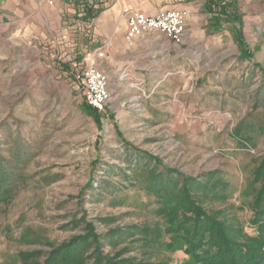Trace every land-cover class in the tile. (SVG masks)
Listing matches in <instances>:
<instances>
[{
	"label": "rangeland",
	"instance_id": "obj_1",
	"mask_svg": "<svg viewBox=\"0 0 264 264\" xmlns=\"http://www.w3.org/2000/svg\"><path fill=\"white\" fill-rule=\"evenodd\" d=\"M97 5L94 15L121 7L124 19L127 7L185 9L186 33L122 50L86 35L93 17L0 25V264H45L67 244L78 264H185L163 208L188 196L258 235L264 0ZM90 63L109 75L99 115L86 100Z\"/></svg>",
	"mask_w": 264,
	"mask_h": 264
},
{
	"label": "trees",
	"instance_id": "obj_2",
	"mask_svg": "<svg viewBox=\"0 0 264 264\" xmlns=\"http://www.w3.org/2000/svg\"><path fill=\"white\" fill-rule=\"evenodd\" d=\"M262 165L257 171L259 176L264 172V163ZM262 182L253 204V223L260 230L258 235L251 236L243 228L220 220L188 196L184 203H173L166 199L163 211L168 216L171 232L167 246L183 250L188 255L185 264H264V180ZM72 252V244H67L59 255L53 254L45 264L80 263L81 259L78 260V256L72 255ZM94 264L122 263L103 257Z\"/></svg>",
	"mask_w": 264,
	"mask_h": 264
},
{
	"label": "crops",
	"instance_id": "obj_3",
	"mask_svg": "<svg viewBox=\"0 0 264 264\" xmlns=\"http://www.w3.org/2000/svg\"><path fill=\"white\" fill-rule=\"evenodd\" d=\"M97 7V0H0V25L16 21L23 22L28 16H31L41 18V22H44L45 19L48 25L57 28L61 27L65 23L63 19L68 17L70 22L67 23L72 25L76 21L75 16L85 17L84 22L93 17L92 29L86 34L93 42L103 39L117 42L122 50L134 49L140 45L141 38L132 42L127 39V22L122 17L121 7L102 11L100 15H94L93 12H97L94 9ZM103 13L105 14L102 15ZM24 23L26 22L22 24ZM74 41V38L73 41L70 39V45L76 44L73 43Z\"/></svg>",
	"mask_w": 264,
	"mask_h": 264
},
{
	"label": "built area",
	"instance_id": "obj_4",
	"mask_svg": "<svg viewBox=\"0 0 264 264\" xmlns=\"http://www.w3.org/2000/svg\"><path fill=\"white\" fill-rule=\"evenodd\" d=\"M123 14L127 21V39L130 42L154 31L162 32L176 41H180L186 33L188 12L185 9L161 8L155 13H147L127 7ZM106 47V50L100 51L99 56L105 57L110 52L112 43H107ZM85 78L87 102L93 108L103 110L109 98V75L105 70L91 64L85 70Z\"/></svg>",
	"mask_w": 264,
	"mask_h": 264
}]
</instances>
